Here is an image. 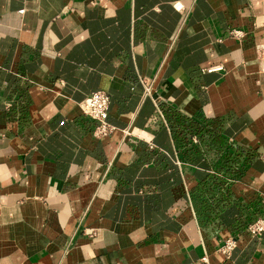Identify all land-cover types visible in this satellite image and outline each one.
<instances>
[{
    "label": "crops",
    "instance_id": "crops-1",
    "mask_svg": "<svg viewBox=\"0 0 264 264\" xmlns=\"http://www.w3.org/2000/svg\"><path fill=\"white\" fill-rule=\"evenodd\" d=\"M172 1L0 0V264H264V0ZM164 105L218 119L237 176L207 189Z\"/></svg>",
    "mask_w": 264,
    "mask_h": 264
},
{
    "label": "trees",
    "instance_id": "trees-1",
    "mask_svg": "<svg viewBox=\"0 0 264 264\" xmlns=\"http://www.w3.org/2000/svg\"><path fill=\"white\" fill-rule=\"evenodd\" d=\"M162 110L177 145H184L187 135L193 133L206 147L217 153L219 159L213 166V172L206 173L203 182L207 189L215 187L220 190L219 187L223 188L227 181L237 176L241 152L237 150L230 152L225 148V139L220 133L218 119L185 115L169 105L162 106ZM184 149L186 158L194 151L191 146H184ZM202 202L203 205H209L206 198H202Z\"/></svg>",
    "mask_w": 264,
    "mask_h": 264
},
{
    "label": "built area",
    "instance_id": "built-area-1",
    "mask_svg": "<svg viewBox=\"0 0 264 264\" xmlns=\"http://www.w3.org/2000/svg\"><path fill=\"white\" fill-rule=\"evenodd\" d=\"M172 6L176 10H182V6L178 1H172ZM239 30L230 29L228 33L233 36H239ZM264 59V57H262ZM263 67V66H262ZM201 70H215L219 69V65H207L200 68ZM141 81L144 84V90L148 91V84L145 80L141 77ZM107 102H108V95L105 91L96 89L85 95L79 102L78 106L81 112L89 115L91 118L96 120V123L92 129V133L95 136H101L107 134L112 128L113 125L110 124L107 119ZM245 232L252 236L257 235L259 233L264 232V215L255 217L254 219L247 222L244 226ZM234 245V240L232 237L227 236L222 239L220 244L217 247L219 253L223 256H227L230 249ZM264 263V258H263Z\"/></svg>",
    "mask_w": 264,
    "mask_h": 264
}]
</instances>
